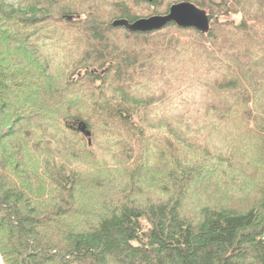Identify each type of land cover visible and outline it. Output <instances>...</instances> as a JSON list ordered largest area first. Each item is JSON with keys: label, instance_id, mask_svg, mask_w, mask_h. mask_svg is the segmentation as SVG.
<instances>
[{"label": "trees", "instance_id": "trees-1", "mask_svg": "<svg viewBox=\"0 0 264 264\" xmlns=\"http://www.w3.org/2000/svg\"><path fill=\"white\" fill-rule=\"evenodd\" d=\"M181 2L210 29L114 25ZM16 3L0 44L31 62L0 45V264H264V0Z\"/></svg>", "mask_w": 264, "mask_h": 264}, {"label": "water", "instance_id": "water-1", "mask_svg": "<svg viewBox=\"0 0 264 264\" xmlns=\"http://www.w3.org/2000/svg\"><path fill=\"white\" fill-rule=\"evenodd\" d=\"M172 21L176 22L179 26L195 27L205 32L210 29V19L206 11L190 2H181L172 5L170 12L165 15L141 18L133 23H129L125 20H117L114 22V25H123L133 31L139 30L148 32L162 29ZM78 129L91 139V132L87 130L86 125L80 124Z\"/></svg>", "mask_w": 264, "mask_h": 264}, {"label": "rangeland", "instance_id": "rangeland-1", "mask_svg": "<svg viewBox=\"0 0 264 264\" xmlns=\"http://www.w3.org/2000/svg\"><path fill=\"white\" fill-rule=\"evenodd\" d=\"M25 1H27V0H17L16 4L19 5V3H22V2H25ZM167 1H169V0H167ZM235 18L237 20H239V17H235ZM2 44H3V42H1L0 45L4 49L2 50L3 53H2L1 56L5 55V56H9V58L10 57H13V58L19 57V58H22V59L26 60L28 63L31 62V60L28 57L25 58L24 56H22L19 52L15 51L14 49H9V48L6 49V47L3 46ZM87 138L89 140V143L91 144L92 140L89 139V137H87ZM81 145H84V141L81 143ZM58 147H59V149L56 150V148H58ZM73 150H75V152ZM47 152H51L52 155H55L57 157H61V158H64L65 160H67L66 165L68 167L73 166L74 164H76V161L72 159L73 156H75L74 158H78L79 157L80 161H82V162H84L87 159L90 162V164L94 163V161L90 160V158L87 157L88 154L86 153V151L83 150V148H79V147L71 148V147H66L65 145L56 144L54 146L53 150H49ZM123 170L124 169L116 170V175L120 174ZM37 189H39V186H38Z\"/></svg>", "mask_w": 264, "mask_h": 264}]
</instances>
